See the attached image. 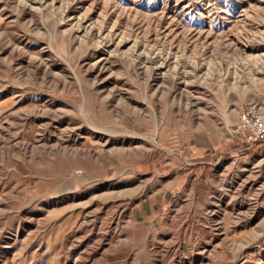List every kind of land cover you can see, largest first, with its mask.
Instances as JSON below:
<instances>
[{"label":"rangeland","instance_id":"374dc122","mask_svg":"<svg viewBox=\"0 0 264 264\" xmlns=\"http://www.w3.org/2000/svg\"><path fill=\"white\" fill-rule=\"evenodd\" d=\"M262 54L264 0H0V264H264Z\"/></svg>","mask_w":264,"mask_h":264},{"label":"built area","instance_id":"2783aa9c","mask_svg":"<svg viewBox=\"0 0 264 264\" xmlns=\"http://www.w3.org/2000/svg\"><path fill=\"white\" fill-rule=\"evenodd\" d=\"M238 114L231 131L240 144H246L242 150L264 141V110L254 103H246L240 106Z\"/></svg>","mask_w":264,"mask_h":264},{"label":"crops","instance_id":"0c3cea01","mask_svg":"<svg viewBox=\"0 0 264 264\" xmlns=\"http://www.w3.org/2000/svg\"><path fill=\"white\" fill-rule=\"evenodd\" d=\"M239 144H240V143H239ZM241 145H242V144H240L239 147H240ZM251 147H252V146H251ZM241 149H242V147H241Z\"/></svg>","mask_w":264,"mask_h":264},{"label":"bare ground","instance_id":"6f19581e","mask_svg":"<svg viewBox=\"0 0 264 264\" xmlns=\"http://www.w3.org/2000/svg\"><path fill=\"white\" fill-rule=\"evenodd\" d=\"M262 55H264V54H262ZM258 60V59H257Z\"/></svg>","mask_w":264,"mask_h":264}]
</instances>
